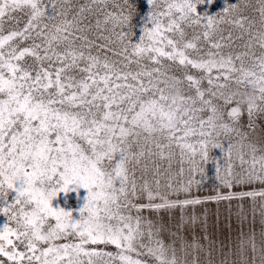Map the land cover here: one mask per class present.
<instances>
[{"label": "snow or ice", "instance_id": "1", "mask_svg": "<svg viewBox=\"0 0 264 264\" xmlns=\"http://www.w3.org/2000/svg\"><path fill=\"white\" fill-rule=\"evenodd\" d=\"M146 3L0 0V264H264V0ZM237 198L259 233L243 204L235 246L189 233Z\"/></svg>", "mask_w": 264, "mask_h": 264}, {"label": "rangeland", "instance_id": "2", "mask_svg": "<svg viewBox=\"0 0 264 264\" xmlns=\"http://www.w3.org/2000/svg\"><path fill=\"white\" fill-rule=\"evenodd\" d=\"M235 0H228V3H234ZM225 0H212L211 3L205 0V3L199 4L197 6V11L201 14L207 13L208 15H214L221 11L225 7ZM141 15L146 14L148 6L146 0H140ZM137 24L135 29L137 35L134 39H137L140 33L139 18H135L133 21ZM264 125V120H257V127ZM214 155H222L220 151L214 150ZM238 163V162H237ZM179 165L174 164L173 168L178 169ZM218 182L215 178V168L212 163L206 167V178L203 183L197 188L193 186L191 191V196H209L215 194V188ZM259 183H254L252 185H239L231 189L232 191H248L253 188H260ZM221 192L229 191L223 187L219 189ZM87 195V190L83 188H78L69 191L67 194L60 193L58 197L53 200V206H59L65 208V210H72L73 214L78 216V210L82 207L85 202V197ZM183 193L180 194L181 198H184ZM259 203V202H258ZM243 204L244 214L247 219L244 222V232L249 233L253 228L259 233L260 224V214L259 211L256 213L255 222L253 223L252 215V201L251 198H245L243 201L240 199L221 200L217 201H204L198 205H189L185 209V214L190 216L195 214L198 217L197 224L195 228L189 229V233H194L198 237H203L205 232L210 236V238L216 241V247L219 248L220 243H223L226 247L235 246L238 243V238L240 235V223L238 222V213L240 212V205ZM179 210H177L178 214ZM167 218V217H166ZM5 218L0 217V224L4 222ZM206 221V228L204 227ZM202 243H207L201 239ZM103 247V246H102ZM108 250H113L109 246Z\"/></svg>", "mask_w": 264, "mask_h": 264}]
</instances>
